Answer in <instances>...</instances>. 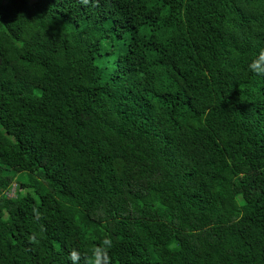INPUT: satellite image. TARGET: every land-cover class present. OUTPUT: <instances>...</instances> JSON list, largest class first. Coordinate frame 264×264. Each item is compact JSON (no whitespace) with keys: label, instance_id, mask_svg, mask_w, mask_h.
<instances>
[{"label":"trees","instance_id":"trees-1","mask_svg":"<svg viewBox=\"0 0 264 264\" xmlns=\"http://www.w3.org/2000/svg\"><path fill=\"white\" fill-rule=\"evenodd\" d=\"M261 51L264 0H0V264H264Z\"/></svg>","mask_w":264,"mask_h":264},{"label":"clouds","instance_id":"clouds-1","mask_svg":"<svg viewBox=\"0 0 264 264\" xmlns=\"http://www.w3.org/2000/svg\"><path fill=\"white\" fill-rule=\"evenodd\" d=\"M248 71L257 77L264 78V51H261L258 56H256L249 62ZM13 194L14 191H10L8 195L12 196ZM71 259L75 262L79 259V257L77 254L73 253Z\"/></svg>","mask_w":264,"mask_h":264},{"label":"rangeland","instance_id":"rangeland-1","mask_svg":"<svg viewBox=\"0 0 264 264\" xmlns=\"http://www.w3.org/2000/svg\"><path fill=\"white\" fill-rule=\"evenodd\" d=\"M11 174H13L12 172H8V175H10L11 176ZM14 175V174H13ZM15 176V175H14Z\"/></svg>","mask_w":264,"mask_h":264}]
</instances>
